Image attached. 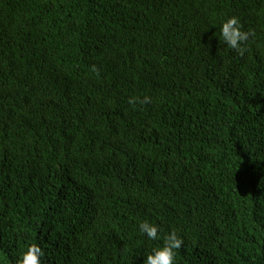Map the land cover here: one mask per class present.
<instances>
[{"label":"trees","instance_id":"obj_1","mask_svg":"<svg viewBox=\"0 0 264 264\" xmlns=\"http://www.w3.org/2000/svg\"><path fill=\"white\" fill-rule=\"evenodd\" d=\"M143 219L178 264H264V0H0L7 264H143Z\"/></svg>","mask_w":264,"mask_h":264},{"label":"clouds","instance_id":"obj_2","mask_svg":"<svg viewBox=\"0 0 264 264\" xmlns=\"http://www.w3.org/2000/svg\"><path fill=\"white\" fill-rule=\"evenodd\" d=\"M253 30H244L240 17L228 15L219 22V39L227 48L235 50L243 56L247 50L250 37L254 36ZM94 70L95 69L94 67ZM98 71V70H97ZM133 106L143 105L151 102L150 96H132L128 101ZM139 233L149 241L156 243L144 254L143 264H178V251L181 249L184 239L177 230L165 231L161 224L148 219L139 221ZM45 249L38 242L27 244L18 254L14 264H43ZM0 261L7 264V255L0 250Z\"/></svg>","mask_w":264,"mask_h":264}]
</instances>
